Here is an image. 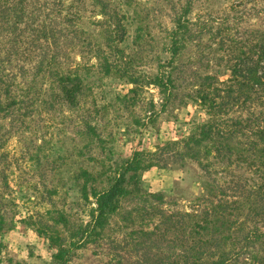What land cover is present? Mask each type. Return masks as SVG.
I'll use <instances>...</instances> for the list:
<instances>
[{
    "label": "trees",
    "instance_id": "obj_1",
    "mask_svg": "<svg viewBox=\"0 0 264 264\" xmlns=\"http://www.w3.org/2000/svg\"><path fill=\"white\" fill-rule=\"evenodd\" d=\"M196 1H171L169 57L150 83L170 102L178 96L177 82L182 76L179 60L189 42L204 34L218 40L222 48L227 42V54L214 57L219 67L225 66L226 74L197 73L189 83L193 87L189 98L208 118L195 122L188 135L167 142L158 152L134 151L117 163L107 184L100 179L101 174L83 170L82 194L85 198L92 195L96 204L90 220L76 229L62 213L57 220L70 228L78 244L97 240L126 199L134 206L123 219L132 225L127 236L134 242L130 248L139 254L141 264H264V0H229L233 11L221 16L220 6L214 2L192 21ZM146 3L0 0V130L2 122L24 118L38 108L81 105L91 85L87 83L89 68L85 73L74 61L75 50L82 57L97 58L104 75L120 69L137 84L127 62L123 66L120 43L125 41L131 22L138 23L136 36L142 35L145 18L138 7H146ZM89 6L93 7L99 40H93L80 24ZM88 128L96 134L94 125L89 123ZM210 156L229 160L247 174L229 167L218 170ZM185 158L196 160L208 178L190 211L171 210L163 205L168 193L147 192L140 175L160 162ZM4 229L0 203V232ZM130 248L116 245L114 264H131L129 256L121 252L124 249L132 255ZM55 257L58 264H69L63 245Z\"/></svg>",
    "mask_w": 264,
    "mask_h": 264
},
{
    "label": "rangeland",
    "instance_id": "obj_2",
    "mask_svg": "<svg viewBox=\"0 0 264 264\" xmlns=\"http://www.w3.org/2000/svg\"><path fill=\"white\" fill-rule=\"evenodd\" d=\"M141 1L147 2L146 7H138L145 18L143 33L137 37L138 23L131 22L125 41L120 43L123 66L127 62L137 84L130 82L120 69L104 75L97 58L82 57L75 50L74 61L85 73L89 68L87 83L91 85L89 96L80 106L71 108L62 103L52 110L38 108L11 123L2 122L0 203L5 229L0 232V264H58L55 254L60 245L66 248L69 264H114L116 245L134 248V242L127 236L132 225L125 224L123 219L133 202L124 199L120 211L110 217L103 235L86 243L78 244L70 228L57 220L62 213L73 229L90 220L96 204L92 195L85 198L82 194V171L101 174L100 179L107 184L117 163L130 158L134 151L158 152L167 142L188 135L195 122L208 118L206 111L189 98L193 92L189 83L196 79L197 73L226 74L225 66L219 67L214 57L227 54V42L222 48L209 34L198 37L199 42H189L179 60L182 76L177 82L178 96L168 102L150 81L169 57L172 0ZM214 2L220 6V16L233 11L229 0H197L190 14L192 21ZM94 17L93 7L89 6L80 24L93 40H99ZM89 123L95 126L96 134L89 132ZM210 161L218 170L229 167L247 174L229 160L210 156ZM207 178L201 165L191 158L160 162L140 175L147 192L168 193L163 205L182 211L191 210L193 199ZM131 248L132 255L124 253V249L121 252L129 256L131 264H141L139 254Z\"/></svg>",
    "mask_w": 264,
    "mask_h": 264
}]
</instances>
